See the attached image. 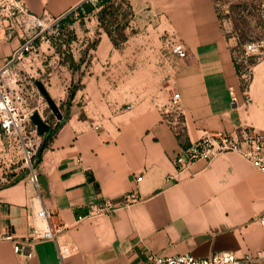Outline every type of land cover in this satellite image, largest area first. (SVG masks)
I'll return each instance as SVG.
<instances>
[{
	"label": "crops",
	"instance_id": "1",
	"mask_svg": "<svg viewBox=\"0 0 264 264\" xmlns=\"http://www.w3.org/2000/svg\"><path fill=\"white\" fill-rule=\"evenodd\" d=\"M87 1L97 3L26 4L38 16L63 18ZM114 2L127 12L122 35L107 33L97 8L74 25V67L56 64L46 43L23 65L26 76L64 106L62 120L68 117L42 154L37 183L29 168L17 171L0 132V264H141L150 253L255 258L264 250V173L237 153L200 160L183 173L173 158L208 133L264 135V49L244 55L228 36L219 0ZM167 37L183 43L188 56L173 54ZM21 44L17 37L0 39V63ZM176 93L183 108L180 137L164 115ZM134 191L142 201L130 208L80 220L102 201ZM42 209L63 231L17 253V245L45 230L37 217ZM59 246L71 255L61 258Z\"/></svg>",
	"mask_w": 264,
	"mask_h": 264
},
{
	"label": "built area",
	"instance_id": "2",
	"mask_svg": "<svg viewBox=\"0 0 264 264\" xmlns=\"http://www.w3.org/2000/svg\"><path fill=\"white\" fill-rule=\"evenodd\" d=\"M70 14L78 20L79 12L72 11ZM69 14V15H70ZM67 15V16H69ZM52 18L38 16L30 11L26 0H0V39L9 40L19 38L22 44L14 54L3 63H0V132L5 140V145L14 157L21 156L31 171V180L37 183V174L34 165L40 148L44 142L45 135L39 134L37 127L32 122V115L37 110L31 109L27 89L23 84V79L17 69V64L23 63L29 56L39 51V42L46 39L49 29L58 21L66 18ZM165 45L169 50L180 58H186L187 50L183 43L174 38L167 37ZM264 49L263 41H253L244 48L246 57L257 56ZM249 78V74H246ZM38 112V111H37ZM175 114L176 121L171 120L168 115ZM165 121L171 125L174 132L180 136L182 129L183 108L181 95H173L169 105L164 111ZM225 153H237L250 162L255 168L264 173V135L253 129H244L237 136L206 134L201 140L191 143L181 149L173 158V163L180 173L190 170L196 162L208 160L209 162ZM174 177L169 176L168 179ZM143 176H137V184L141 183ZM142 201L138 191L128 193L117 200H105L93 207L80 220H90L100 216L110 215L124 208ZM37 217L45 224L46 228L42 234L36 238L26 240V244L17 245V253L23 254L26 248L31 251L39 241H55L64 226H52L50 223L51 214L48 210L42 209ZM264 228V212L259 218ZM12 238V235H9ZM72 250L59 246L61 258L71 255ZM30 252L27 257L32 256ZM261 261L264 264V250L255 258H237L231 252H221L210 257L199 258L193 255H182L163 258L157 254L150 253L142 260L141 264H253Z\"/></svg>",
	"mask_w": 264,
	"mask_h": 264
},
{
	"label": "rangeland",
	"instance_id": "3",
	"mask_svg": "<svg viewBox=\"0 0 264 264\" xmlns=\"http://www.w3.org/2000/svg\"><path fill=\"white\" fill-rule=\"evenodd\" d=\"M96 2V1H94ZM125 2V1H124ZM220 14L224 20L226 30L228 31V36L230 38H236L239 43V49L242 51L246 44L255 40H264V0H219ZM122 5L119 3L118 10H114V15L111 16V24L115 28L116 33L122 35L120 31V25L125 23V17L127 12L121 13ZM89 15L84 17H79L78 20L75 16H69V18H64L54 24L46 36V39L39 42V51L32 55L36 57L40 54V47L42 44L46 43L51 48L49 52L53 53L56 57V64L69 63L71 67H74L72 62L73 56V42L75 38V23H82ZM73 22H71V20ZM120 24V25H119ZM44 50V49H43ZM31 58L29 56L23 63L17 64V69L21 73L23 84L27 89V94L30 102L31 109L38 108V111L43 119L55 128L59 123L57 116L53 113L49 107L46 99L40 93L36 83L26 76L23 69V65L27 60ZM39 78V77H38ZM60 108L63 116L65 114V108L61 104H57ZM15 168L17 171L28 169V165L25 160L18 156L16 159ZM253 264H263L261 261H256Z\"/></svg>",
	"mask_w": 264,
	"mask_h": 264
},
{
	"label": "trees",
	"instance_id": "4",
	"mask_svg": "<svg viewBox=\"0 0 264 264\" xmlns=\"http://www.w3.org/2000/svg\"><path fill=\"white\" fill-rule=\"evenodd\" d=\"M97 8H100V11L98 12V17L101 23V26L107 31V33L112 37L113 36V31L115 30V28H113L112 24H111V16L114 15V10H118V5H116V3L114 2V0H97V3L94 4L91 1H87L84 2L81 6H79L76 11L79 12L80 17H84L85 15H89L91 13H93ZM119 11V10H118ZM69 16H72V14H70ZM69 16H67L66 18H69ZM74 19L71 20V22H73ZM76 93V89L73 88L70 90L69 92V100L67 102L68 107L70 106L72 100L74 99ZM68 117V113L66 115V117L64 118V120H62L61 122H59L55 128L50 129L49 132V137L47 138L45 136L44 142L40 148V151L38 153V156L36 158V163L34 165V168L37 169V166L39 165V163L41 162L42 159V154L44 152V150L46 148H48L50 142L52 141V139L54 138L57 130L62 126V124L65 122V119ZM182 134H180L181 136ZM179 136V137H180Z\"/></svg>",
	"mask_w": 264,
	"mask_h": 264
},
{
	"label": "water",
	"instance_id": "5",
	"mask_svg": "<svg viewBox=\"0 0 264 264\" xmlns=\"http://www.w3.org/2000/svg\"><path fill=\"white\" fill-rule=\"evenodd\" d=\"M36 86L38 87L40 93L44 96L46 99L49 107L53 111V113L57 116L58 120L61 121L63 119V114L58 107L57 103L51 98L49 92L47 91L45 85L41 81L36 82ZM32 122L37 127L38 132L42 136L49 137V132L51 129V125L47 123L41 114L37 111H35L32 115Z\"/></svg>",
	"mask_w": 264,
	"mask_h": 264
}]
</instances>
